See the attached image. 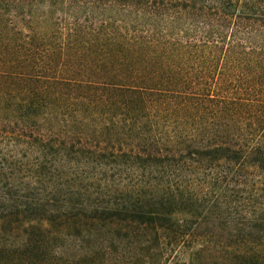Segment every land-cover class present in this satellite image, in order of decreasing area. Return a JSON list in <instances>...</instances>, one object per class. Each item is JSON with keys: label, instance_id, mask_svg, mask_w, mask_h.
Returning a JSON list of instances; mask_svg holds the SVG:
<instances>
[{"label": "trees", "instance_id": "1", "mask_svg": "<svg viewBox=\"0 0 264 264\" xmlns=\"http://www.w3.org/2000/svg\"><path fill=\"white\" fill-rule=\"evenodd\" d=\"M0 264H264V0H0Z\"/></svg>", "mask_w": 264, "mask_h": 264}]
</instances>
